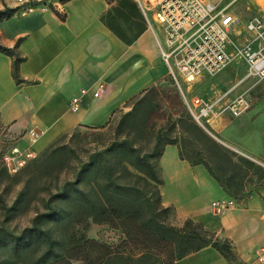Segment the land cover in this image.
I'll use <instances>...</instances> for the list:
<instances>
[{
  "label": "crops",
  "instance_id": "0c3cea01",
  "mask_svg": "<svg viewBox=\"0 0 264 264\" xmlns=\"http://www.w3.org/2000/svg\"><path fill=\"white\" fill-rule=\"evenodd\" d=\"M130 1L145 30L126 44L102 20L116 0H68L60 14L36 11L25 17H8L10 0H0V45L16 48L23 58L18 69L21 82L16 83L11 57L0 52V125L8 128L14 145L27 148V131L35 129L41 136L30 147L37 155L76 127H105L128 101L164 81L168 68L156 38L134 0ZM82 89L86 94L79 110L73 112L70 100ZM236 146L240 155L264 167V151ZM158 169L163 180L162 204L172 209L178 220L191 219L218 239L227 240L241 264H249L255 250L264 247V180L234 195L203 164L180 159L176 145L164 147ZM167 185L170 191L165 200ZM228 197L238 206L214 213L211 203ZM176 264L230 263L207 246Z\"/></svg>",
  "mask_w": 264,
  "mask_h": 264
},
{
  "label": "trees",
  "instance_id": "16d2710c",
  "mask_svg": "<svg viewBox=\"0 0 264 264\" xmlns=\"http://www.w3.org/2000/svg\"><path fill=\"white\" fill-rule=\"evenodd\" d=\"M116 3L102 20L119 39L130 44L145 30V25L140 23L139 33L127 37L130 29L125 31L120 23L127 24L134 16L139 20L142 18L130 0H116ZM0 52L11 57L12 77L20 83L18 69L23 58L16 48L0 45ZM151 90L153 87L141 95ZM141 95L128 101L125 107H133L141 100ZM179 113L186 130L195 133V140L203 146V149H197L201 162L190 161L179 150L180 159L192 165L202 163L226 190L239 195L241 185L228 173L238 168L237 161L198 127L185 110L181 109ZM126 120L121 118L117 132L121 131ZM166 145L175 143L168 136L157 135L153 147L147 152L136 147L127 135L119 137L118 134L106 147L91 153L81 163L76 179L64 182L49 195L44 210L34 215L29 226L17 234L0 229V248H7L22 264H68L71 260H79L82 264H176L185 255L211 246L230 264H241L227 240L218 239L215 233L199 223L185 219L180 226H173L168 222L166 214L170 208L164 207L161 201L163 180L156 164ZM111 158L121 169L116 177L109 164ZM239 161L248 168L254 167L245 159ZM90 170L98 177L92 195L81 185V178ZM260 180H264V176ZM59 201L65 202L67 209H59L55 205ZM46 221L60 224L63 233L54 236L50 228L44 227ZM89 221L118 230L122 236L120 243L109 245L91 240L74 230ZM69 228L72 232L67 230ZM132 247L136 248V253L131 251Z\"/></svg>",
  "mask_w": 264,
  "mask_h": 264
},
{
  "label": "rangeland",
  "instance_id": "374dc122",
  "mask_svg": "<svg viewBox=\"0 0 264 264\" xmlns=\"http://www.w3.org/2000/svg\"><path fill=\"white\" fill-rule=\"evenodd\" d=\"M230 1L232 0H225L226 3ZM230 11L241 19V29L243 22L252 15L264 16V0H236L230 6ZM140 23L139 19L133 18L127 24L120 23V26L125 31L130 29L126 36L131 37L137 33ZM153 26L160 36L159 28L155 24ZM232 36L234 37V34ZM245 72V65L241 61L232 62L217 75H205L190 84L180 81L182 92L168 74L164 81L153 86V91L141 95V100L135 102L133 107L130 105L116 111L105 127H76L62 134L15 174L8 173L1 160L6 149L15 144V139L8 132V128L0 125V229L4 228L17 234L29 226L34 215L44 210L49 195L55 193L64 182L76 179L81 163L85 162L91 153L106 147L118 134L119 137L127 135L136 147L147 152L153 147L155 136H168L184 157L192 162H201L202 157L197 149H203V146L195 140V133L186 130L180 121L181 109L191 117L184 97L188 100L199 97L213 101L225 95L224 100L215 108L214 114L204 119L202 125L194 120L193 122L237 161L238 168L229 170L228 173L233 175L234 182L241 185L240 191L253 189L254 184L264 176V167L240 155L236 144L242 145L250 152L264 151V144L261 142L264 141V81L243 79ZM242 95L249 102L247 111L235 117L228 110H224L228 100ZM121 118L127 120L121 131L117 132L116 127ZM241 158L251 162L254 167L248 168L239 161ZM109 164L112 174L116 177L121 169L112 158ZM156 164L158 167V162ZM96 179L98 177L93 170L81 178V185L86 187L90 195L95 188ZM163 191L164 199L167 200L169 185ZM181 198L184 200L182 196ZM55 205L59 209H67L63 201ZM166 217L173 226L183 223L177 219L172 209H169ZM44 227L50 228L56 237L64 230L60 224L48 221ZM67 230L72 232L71 228ZM74 230L88 239L109 245H118L122 239L120 232L107 224L89 221L85 225L76 226ZM131 251L136 253V248L132 247ZM0 264L22 263L12 256L7 248H0ZM68 264L82 262L71 260Z\"/></svg>",
  "mask_w": 264,
  "mask_h": 264
},
{
  "label": "built area",
  "instance_id": "2783aa9c",
  "mask_svg": "<svg viewBox=\"0 0 264 264\" xmlns=\"http://www.w3.org/2000/svg\"><path fill=\"white\" fill-rule=\"evenodd\" d=\"M68 0H10L8 17H25L36 11L60 14ZM236 0H134L142 13L146 26L154 34L160 56L167 65L173 83L181 90L180 81L190 84L202 76H214L229 64L241 61L246 68L243 79L264 81V16L252 15L242 23L230 11ZM153 24L159 28L158 35ZM234 34V37L232 36ZM242 40V41H240ZM102 86L99 85L98 89ZM86 90L72 97L70 110L77 112ZM98 96V91L93 94ZM225 95L213 101L194 97L185 98L187 109L198 124L202 125L215 112ZM249 102L238 96L228 100L224 110L237 117L247 111ZM29 143H35L41 132L27 131ZM30 144L27 148L12 145L3 153L2 163L10 174L19 172L36 155ZM238 202L228 197L211 203L214 213L234 209ZM249 264H264V247L255 250Z\"/></svg>",
  "mask_w": 264,
  "mask_h": 264
}]
</instances>
